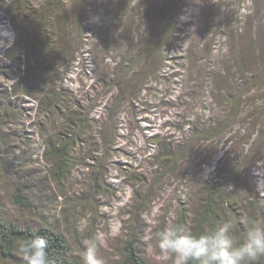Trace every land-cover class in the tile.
<instances>
[{
	"label": "rangeland",
	"instance_id": "obj_1",
	"mask_svg": "<svg viewBox=\"0 0 264 264\" xmlns=\"http://www.w3.org/2000/svg\"><path fill=\"white\" fill-rule=\"evenodd\" d=\"M47 1L55 8L52 14L42 12ZM10 2L0 0L1 218L61 232L80 264L84 242L96 236L106 264L122 263L130 239L146 264H161L153 250L156 234L174 224L181 211L189 214L192 231L191 220L203 213L210 190L204 182L213 184L218 173L223 177L232 168L233 181L221 185L224 193L216 200L223 203L222 222H232L237 238L254 225L264 226V162L254 164L264 157V92L241 99L233 132L173 148V154L182 153L180 161L162 177L160 145L150 143L157 136L163 146H179L190 137L184 123L191 120L199 129L219 116L227 93L223 87L247 69L234 64L264 24V0H176L171 6L175 34L157 50L149 33L155 21L142 17L141 5L149 3L153 10L162 0H37L24 3L32 16H19L16 6L8 11ZM34 15L47 21L41 24ZM15 20L23 22L17 36L27 47L30 24L44 25L49 37L62 39L61 48L54 44L53 49L64 58L54 59L44 75L33 73L31 86L19 67L24 58L16 48L5 52L17 40ZM251 63L264 69V57L255 55ZM121 73L128 87L116 99L111 86ZM59 87L65 91L62 104L85 125L71 169L60 181L52 176L56 162L46 151L65 133V117L39 112L27 96L40 100L43 91ZM257 130L263 135L249 156V146L241 145ZM228 145L229 154L219 161Z\"/></svg>",
	"mask_w": 264,
	"mask_h": 264
},
{
	"label": "trees",
	"instance_id": "obj_2",
	"mask_svg": "<svg viewBox=\"0 0 264 264\" xmlns=\"http://www.w3.org/2000/svg\"><path fill=\"white\" fill-rule=\"evenodd\" d=\"M37 0H11L9 6L6 8L8 11L11 10L13 7L16 6V10L19 7V11L17 13L21 14L19 16L26 14H29L32 16V12L30 9H32L31 6L29 8L26 6V4H30L32 2H35ZM26 3V4H24ZM50 2H46L42 12L47 11V9H50L49 13L52 14L54 11L53 4H48ZM159 3V2H158ZM176 0H162V3L155 5L156 9L152 10V6L147 4H142L141 6L144 7L142 17L143 18H150L152 19L151 22L155 21V27L151 28L149 27V33L155 36L157 39L156 47L152 48L158 49L162 42L167 43L172 38V35L175 34V25L176 21L173 19L171 15V6L172 4H175ZM176 5V4H175ZM174 5V7H175ZM140 6V5H139ZM142 7V8H143ZM5 11V10H4ZM58 13L60 12L59 10ZM35 17L33 20L41 22V24L47 19L44 17L39 18L38 16L34 15ZM38 17V18H36ZM5 24H7L8 20L4 21ZM12 22V29L15 30L14 33L16 34L17 40L14 41L11 40V44L13 45L12 48H7L5 52L7 53L11 49H15L19 53V57L24 58L22 61V64L19 67L23 68V74L26 75L28 81L27 84L31 86V75L33 73H37L38 75H44L47 73V68L49 69L51 66H54L56 63L55 61L57 59H61L64 57H61L59 53L56 55V50L53 49V45L60 46V42L62 43V39H52L53 37H49V33H47V30L44 27V25L41 27L40 25H33L30 24L29 31H33L30 35V43L27 47L26 43H24L22 38L20 37V40L17 36V31L20 30V26L23 27V22H18V20ZM47 24V22L45 23ZM259 24V23H258ZM46 27V26H45ZM31 28V30H30ZM47 28V27H46ZM21 31V30H20ZM240 32V31H239ZM23 34V33H22ZM21 34V35H22ZM264 24H260L258 27V30L254 34V37L250 40H247L248 44H245L243 47H241L242 52L240 59L236 61L234 65H237L239 69L247 66L246 71L240 74V77L234 81V83H230L228 85H225L223 88L227 89L226 95L223 97L224 102L223 104V110L220 111L219 116L215 114V117L213 119H210L209 123L199 129L197 127H193L194 123L193 121L189 120L186 123H184V126L186 125V130L190 133L189 139H187L185 142L178 144L179 146H171L170 144H167L168 146H163L158 141L159 137H153V139H150V143L152 145H160L159 151H158V158L160 160V165L158 168L161 170V174L159 177H162L164 173L168 172L172 166H175L177 162L180 161L179 156L182 155L180 153L178 156L173 154L171 150L173 148H178L184 143L191 142V139L194 138L198 140V142L202 140L209 139L211 136L214 135H221L225 134L226 131L228 133L233 132V129L237 125V122L241 115V107L240 104L244 101L241 99L244 96H247L248 93H251L253 95H256L258 93L264 92V69H257L254 67L251 63L252 57L258 56V58L264 57ZM245 36L246 31H241L239 33V36ZM263 35V36H262ZM56 37V36H55ZM241 39V38H240ZM150 42V37L149 41ZM251 44V50L250 51H244V47ZM63 45V44H62ZM66 45V44H65ZM240 45V43H239ZM21 48H23V51H21ZM61 48V46H60ZM150 50V49H149ZM151 54V52H149ZM158 54V51L156 52ZM43 57L44 60L41 62L38 60L40 57ZM66 57V55H64ZM249 57V59L247 58ZM246 59V62H245ZM53 62H52V61ZM137 61V60H136ZM54 63V64H53ZM60 66V65H59ZM245 68V67H244ZM55 71V70H54ZM132 71V70H131ZM130 71V72H131ZM241 70H235V73ZM49 73V71H48ZM55 74V73H54ZM56 74H60V69L56 70ZM134 74V73H130ZM246 74V77H245ZM115 75V74H114ZM113 75V76H114ZM237 75H239L237 73ZM115 75L116 80H114L113 85L111 86L114 91L116 92L118 98H121L126 92V89L128 85L126 84L128 81L126 80L127 77H125L124 73ZM220 75H216L218 79ZM126 80V81H125ZM214 82L217 84L216 79ZM28 86V87H30ZM233 88H235L233 91ZM244 88V89H243ZM243 89V90H242ZM143 88L140 90L142 91ZM62 94H65V91L62 88H58V91L54 90H48L46 92L43 91L42 93V99H35L32 97V95L27 93V96L34 99V103L37 105V110L39 112H43L45 114H56L58 117H65L64 120L65 124V133L58 134L54 140L53 143H51L47 148V153H49V157L53 159L56 162L55 170L52 174V176L56 180H62L67 177V174L69 173L71 169V154L73 151V148L78 146L80 142V135L82 133L81 130L85 128V125L83 124L82 116L76 115V114H69L71 111L67 110V107H65L62 102ZM263 98V95H260ZM252 100V99H250ZM33 101V100H32ZM64 112V114H62ZM67 112V113H66ZM61 115V116H59ZM63 115V116H62ZM197 123V121H195ZM195 128V129H194ZM228 129V130H227ZM195 131L198 132L195 133ZM197 135V136H196ZM261 135H263V132L260 130L256 131V135L254 134L250 138H247L245 142H243L244 145H241V147L249 146V156L251 155V151L256 143L260 141ZM258 136V137H257ZM257 137V138H256ZM260 139V140H259ZM263 139V138H262ZM233 141V140H230ZM229 145L228 147L222 152V155L219 159V161H222V157L229 154ZM264 157L262 159H257L254 164L259 165L263 164ZM212 162H209L206 164V166L209 167ZM212 166V165H211ZM217 171L216 167L213 168ZM230 172H227L226 175L221 177L219 173L217 174L218 177L215 178V182L212 184L204 182V188L207 189L210 187L208 195H205V208L203 209V213L198 215L197 218H193L191 220L192 223V231L195 233H204L209 231L212 227L223 223V203H217L216 200H221V195L224 193V185L221 187V185L231 183L233 181L232 174L233 170ZM171 170H169L170 172ZM189 214L184 213V211L180 212L178 217L176 218L174 224H178L182 227L188 228L189 225ZM191 230V228H190ZM34 236H43L48 240V248L47 253L49 256V259L52 261V264H80L79 261L72 258L71 256V249L69 246V243L66 239V237L59 231L47 228V227H38V228H32V227H21L15 224H11L6 222L3 218L0 217V264H25V261L21 255L18 254L17 248L18 245H20L25 239L32 238ZM264 262V258H261L258 261V264H261ZM121 264H146L144 259L142 258L140 254V250L138 249L137 243H135L134 239H130L128 242L125 243L124 247V254H123V261Z\"/></svg>",
	"mask_w": 264,
	"mask_h": 264
},
{
	"label": "clouds",
	"instance_id": "obj_3",
	"mask_svg": "<svg viewBox=\"0 0 264 264\" xmlns=\"http://www.w3.org/2000/svg\"><path fill=\"white\" fill-rule=\"evenodd\" d=\"M84 244L82 264H106L99 236ZM47 248L45 237L34 236L18 245L17 252L25 264H52ZM153 250L161 264L169 260L171 264H258L264 258V226L254 225L237 238L231 221L204 233L169 224L156 234Z\"/></svg>",
	"mask_w": 264,
	"mask_h": 264
}]
</instances>
